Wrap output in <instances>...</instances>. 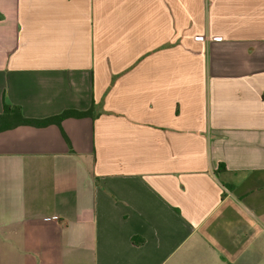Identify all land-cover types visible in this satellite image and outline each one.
<instances>
[{
    "label": "crops",
    "instance_id": "1",
    "mask_svg": "<svg viewBox=\"0 0 264 264\" xmlns=\"http://www.w3.org/2000/svg\"><path fill=\"white\" fill-rule=\"evenodd\" d=\"M0 264H264V0H0ZM224 168V169H222Z\"/></svg>",
    "mask_w": 264,
    "mask_h": 264
},
{
    "label": "trees",
    "instance_id": "2",
    "mask_svg": "<svg viewBox=\"0 0 264 264\" xmlns=\"http://www.w3.org/2000/svg\"><path fill=\"white\" fill-rule=\"evenodd\" d=\"M98 114L94 113V106L90 107L86 111H78V110H64L63 112L42 118V119H33L26 118L22 115L20 109L18 107L4 105L3 112L0 114V132L5 130H10L19 126H29L33 128H43L50 125H56L60 127L61 122L68 118H94ZM224 169V168H222Z\"/></svg>",
    "mask_w": 264,
    "mask_h": 264
}]
</instances>
